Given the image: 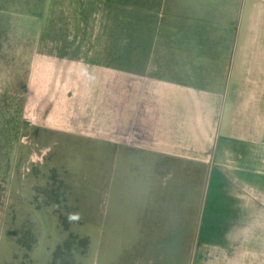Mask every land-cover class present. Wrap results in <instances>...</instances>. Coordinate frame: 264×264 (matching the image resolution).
<instances>
[{
    "label": "crops",
    "instance_id": "crops-1",
    "mask_svg": "<svg viewBox=\"0 0 264 264\" xmlns=\"http://www.w3.org/2000/svg\"><path fill=\"white\" fill-rule=\"evenodd\" d=\"M52 1L0 0V92L26 93L20 78L42 75L48 59L80 60L65 56L64 39L51 32ZM71 4L95 15L107 3ZM130 12L126 0L121 75L106 91L121 117L103 129L121 146L114 155L126 234L115 253L127 264H160L165 252L153 247L169 241L173 264H264V0H137ZM109 188L96 208L90 202L96 236L107 224ZM130 221L152 235L128 234Z\"/></svg>",
    "mask_w": 264,
    "mask_h": 264
},
{
    "label": "rangeland",
    "instance_id": "rangeland-1",
    "mask_svg": "<svg viewBox=\"0 0 264 264\" xmlns=\"http://www.w3.org/2000/svg\"><path fill=\"white\" fill-rule=\"evenodd\" d=\"M125 1L106 0L105 6L96 5L95 15H79L72 12L71 0H53L50 18L58 25L51 32L64 39L65 56L80 60L48 59L42 75L20 78L29 85L26 93L0 92V264H127L115 253L122 231L126 234L121 155H114L121 146L103 131L121 117L119 101L106 97V91L109 80L121 75L120 8ZM127 2L135 17L137 0ZM135 31L129 29L134 47ZM50 52L58 54L56 48ZM95 67L103 68L88 75ZM49 127L70 133L41 131ZM106 182L112 201L103 236H96L99 218L90 217L89 206L92 202L96 208ZM132 222L128 234L152 235L147 228H132ZM162 228L159 221L156 234ZM168 242L152 246L165 252L160 264H173Z\"/></svg>",
    "mask_w": 264,
    "mask_h": 264
}]
</instances>
